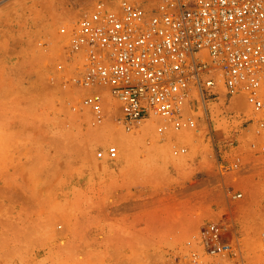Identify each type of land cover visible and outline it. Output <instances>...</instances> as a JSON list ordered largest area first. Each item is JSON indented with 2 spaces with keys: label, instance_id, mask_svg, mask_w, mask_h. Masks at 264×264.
I'll list each match as a JSON object with an SVG mask.
<instances>
[{
  "label": "rangeland",
  "instance_id": "1",
  "mask_svg": "<svg viewBox=\"0 0 264 264\" xmlns=\"http://www.w3.org/2000/svg\"><path fill=\"white\" fill-rule=\"evenodd\" d=\"M68 1L0 0V264H264L255 125L245 124V174L217 187L210 173L185 172L153 127L143 139L117 115L100 119L59 32ZM119 131L142 139L135 153L119 149ZM229 193L242 201L224 203ZM215 216L236 225L240 250L227 261L188 244Z\"/></svg>",
  "mask_w": 264,
  "mask_h": 264
},
{
  "label": "built area",
  "instance_id": "2",
  "mask_svg": "<svg viewBox=\"0 0 264 264\" xmlns=\"http://www.w3.org/2000/svg\"><path fill=\"white\" fill-rule=\"evenodd\" d=\"M64 9L59 32L81 63L77 81L92 91L84 103L100 119L116 114L104 88L124 128L151 122L157 143L186 158L185 172L210 173L217 187L245 174V124L264 141V0H69ZM106 154L117 158L114 147ZM192 237L208 258L240 250L232 216L202 222Z\"/></svg>",
  "mask_w": 264,
  "mask_h": 264
},
{
  "label": "bare ground",
  "instance_id": "3",
  "mask_svg": "<svg viewBox=\"0 0 264 264\" xmlns=\"http://www.w3.org/2000/svg\"><path fill=\"white\" fill-rule=\"evenodd\" d=\"M99 90L104 94V96H105V101H106V103L108 102V103H110V102H113L112 104H113V106H114V108H113V110L112 109H109V106H107V109L111 112V111H113V112H115L116 114L115 115H117L118 117H121V113H120V111L118 110V104L116 103V102H114L112 99H111V97H110V94H109V92H108V90L107 89H104V88H99ZM239 100H236V101H234L233 103H232V105H231V107L233 108V109H235V108H239ZM112 106H110V108H111ZM113 114V113H112ZM120 114V115H119ZM107 120H108V118H107ZM107 120H106V122H107ZM105 122V123H106ZM108 124V123H107ZM114 125V124H113ZM152 125H151V122H149V121H144V122H140V123H138V124H135V125H133V127H132V129H135V131L136 132H138V131H141V132H143L144 134L142 135H140L143 139L145 138L144 136H147V137H149V136H151V132H152ZM120 128V127H119ZM118 128V129H119ZM121 130V129H120ZM128 130V129H127ZM122 131V130H121ZM118 134H116V136H115V140H116V143L118 144V146H119V149H120V147H121V150H124V151H126L127 153L126 154H131V152H133V151H135L136 152V150H138L137 148H136V142H138V141H141L142 139L139 137V136H137V137H135V136H133V135H131L130 133H124V132H117ZM132 134H134V133H132ZM139 137V138H138ZM146 137V138H147ZM149 138H147L146 140H148ZM147 142V141H146ZM145 143V142H144ZM141 145H143V143L141 144ZM145 145V144H144ZM140 146V145H139ZM139 146H137V147H139ZM144 147V146H143ZM135 152H133V153H135ZM225 260H226V258H225ZM227 261V260H226Z\"/></svg>",
  "mask_w": 264,
  "mask_h": 264
}]
</instances>
